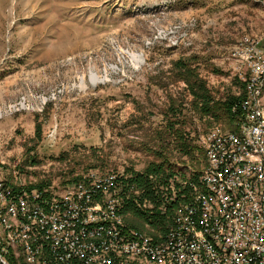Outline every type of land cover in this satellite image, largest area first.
<instances>
[{
	"label": "rangeland",
	"instance_id": "rangeland-1",
	"mask_svg": "<svg viewBox=\"0 0 264 264\" xmlns=\"http://www.w3.org/2000/svg\"><path fill=\"white\" fill-rule=\"evenodd\" d=\"M263 33L264 0H0L5 178L54 187L71 179L63 172H142L167 144L187 166L166 122H186L198 146L206 127L175 63L190 62L218 98L237 96L230 52ZM124 218L152 235L143 216Z\"/></svg>",
	"mask_w": 264,
	"mask_h": 264
},
{
	"label": "built area",
	"instance_id": "built-area-1",
	"mask_svg": "<svg viewBox=\"0 0 264 264\" xmlns=\"http://www.w3.org/2000/svg\"><path fill=\"white\" fill-rule=\"evenodd\" d=\"M228 61L242 86L235 120L200 136L197 181L184 166L181 188L160 185L166 204L137 201L167 214L165 234L125 224L123 172L30 189L7 180L0 159V264H264V33L242 36Z\"/></svg>",
	"mask_w": 264,
	"mask_h": 264
},
{
	"label": "trees",
	"instance_id": "trees-1",
	"mask_svg": "<svg viewBox=\"0 0 264 264\" xmlns=\"http://www.w3.org/2000/svg\"><path fill=\"white\" fill-rule=\"evenodd\" d=\"M173 72L175 74V83H185L189 89L190 96L192 97L191 108L199 116L200 120L204 122L206 132L217 124H222L229 128L232 126L235 116L232 114V107L235 102L240 98L234 94L227 95L225 98H218L208 87L207 83L200 77L196 67L188 61H180L175 63ZM167 129L173 136L171 142L174 144V149L181 156L183 164L192 167L196 174L193 176V181H197L199 173H201L204 164L205 156L204 151L194 140L190 137V132L186 130V122L181 121L171 122L167 120ZM180 128H177L176 125ZM183 125V127H182ZM192 125V124H191ZM37 137H41V127L37 126ZM167 133V131H166ZM169 145H166L165 154H160L159 161L152 162L142 172H136L133 169L126 171L125 178H122L123 190L121 192L122 205L121 211L127 216L130 214H139L145 218L155 232L165 234L168 231L169 222L167 214L149 215L148 212L138 207L137 201L143 202L145 199L152 201L155 207L166 204L161 195H159L160 185H166L173 182L176 187L181 188L183 183L187 180L184 170L178 168L174 163L172 154L169 151ZM163 152V151H161ZM68 154L58 159H64ZM78 174L74 171L63 172L60 176L62 179L71 177L67 182L61 184L65 186L67 183L80 180ZM78 178V179H77ZM8 180V179H7ZM9 181L13 182L14 177L9 176ZM8 181V182H9ZM44 184L35 186L34 184H27L26 187L33 189L35 187L42 188ZM186 191V190H184ZM139 192V194H137ZM158 194V195H157ZM171 209L172 207H168ZM170 215V213H168Z\"/></svg>",
	"mask_w": 264,
	"mask_h": 264
}]
</instances>
